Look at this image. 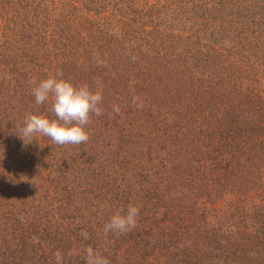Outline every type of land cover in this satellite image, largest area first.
<instances>
[{
  "label": "trees",
  "instance_id": "1",
  "mask_svg": "<svg viewBox=\"0 0 264 264\" xmlns=\"http://www.w3.org/2000/svg\"><path fill=\"white\" fill-rule=\"evenodd\" d=\"M57 73L103 113L86 143L25 142L28 114L55 118L32 88ZM129 204L137 226L105 234ZM88 247L264 264V0H0V264H86Z\"/></svg>",
  "mask_w": 264,
  "mask_h": 264
},
{
  "label": "clouds",
  "instance_id": "2",
  "mask_svg": "<svg viewBox=\"0 0 264 264\" xmlns=\"http://www.w3.org/2000/svg\"><path fill=\"white\" fill-rule=\"evenodd\" d=\"M33 83H35L33 81ZM32 94L37 104H44L51 98L55 118L46 114H28L23 126L18 133L19 137L26 142V138L38 140L39 135L51 138L59 145H79L89 140V124L93 114L100 116L103 113L101 107L103 96L100 91H93L86 84L77 86L70 79L57 73L41 79L32 88ZM115 113L120 112L119 106H114ZM140 209L138 206L129 204L126 211L115 213L104 225L105 234L126 233L134 229L138 224ZM87 239L88 234L82 233ZM57 261L61 254L56 253ZM84 260L86 264H110L107 257L99 255L92 247L85 249Z\"/></svg>",
  "mask_w": 264,
  "mask_h": 264
},
{
  "label": "rangeland",
  "instance_id": "3",
  "mask_svg": "<svg viewBox=\"0 0 264 264\" xmlns=\"http://www.w3.org/2000/svg\"><path fill=\"white\" fill-rule=\"evenodd\" d=\"M212 219V218H211Z\"/></svg>",
  "mask_w": 264,
  "mask_h": 264
}]
</instances>
